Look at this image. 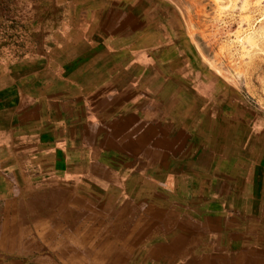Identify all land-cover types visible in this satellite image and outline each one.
I'll return each mask as SVG.
<instances>
[{"label":"crops","instance_id":"1","mask_svg":"<svg viewBox=\"0 0 264 264\" xmlns=\"http://www.w3.org/2000/svg\"><path fill=\"white\" fill-rule=\"evenodd\" d=\"M147 5L39 3L0 55V264H264V111Z\"/></svg>","mask_w":264,"mask_h":264},{"label":"rangeland","instance_id":"2","mask_svg":"<svg viewBox=\"0 0 264 264\" xmlns=\"http://www.w3.org/2000/svg\"><path fill=\"white\" fill-rule=\"evenodd\" d=\"M0 0V55L35 51L36 5ZM157 21L187 34L203 60L264 111V0H146ZM39 23V22H38ZM37 44V45H36Z\"/></svg>","mask_w":264,"mask_h":264}]
</instances>
